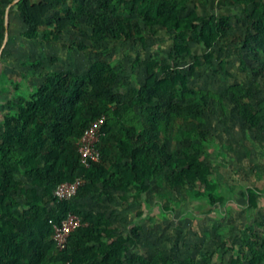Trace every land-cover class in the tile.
<instances>
[{
  "label": "trees",
  "instance_id": "16d2710c",
  "mask_svg": "<svg viewBox=\"0 0 264 264\" xmlns=\"http://www.w3.org/2000/svg\"><path fill=\"white\" fill-rule=\"evenodd\" d=\"M11 1L0 0V46ZM209 1L98 0L93 8L84 0H17L12 9L22 40L57 42L66 29L79 30L80 24L93 41L108 37L145 45L149 36L170 33L171 55L189 53L190 42L201 46L191 70L200 58L211 66L217 40L232 30L229 14L198 12ZM221 1L243 9L244 34L235 36L242 42L240 53L247 58L264 55V0ZM68 47L85 54L89 49L80 41ZM31 63V75L41 77L33 89L22 87L25 78L4 75L16 92L0 101V264H211L210 255L175 259L161 248L135 250L142 242L140 226L121 234L104 209L111 203L142 202L153 182L203 203L201 214L222 204L225 196L205 159L206 150L216 145L206 126L211 103L220 97L190 86L179 70L158 76L153 57L131 61L145 77L127 89L111 60L90 61L81 73L66 67L43 74L40 60ZM251 70L264 86V65H251ZM228 94L239 118L264 134V110L254 106L252 87L233 84ZM100 115L99 159L83 167L74 141ZM76 176L82 180L76 194L56 199L55 186ZM244 195L255 209L264 194L248 186ZM67 213L76 214L80 224L69 233L65 247L57 249L53 224ZM247 247L239 240L228 264H264V244Z\"/></svg>",
  "mask_w": 264,
  "mask_h": 264
},
{
  "label": "rangeland",
  "instance_id": "374dc122",
  "mask_svg": "<svg viewBox=\"0 0 264 264\" xmlns=\"http://www.w3.org/2000/svg\"><path fill=\"white\" fill-rule=\"evenodd\" d=\"M84 1L93 8L98 6V0ZM12 5L8 14V37L0 55V74L6 66V74L19 81L25 78L23 88L33 89L40 82V76L30 73L33 60L41 61L38 70L44 74L66 67L81 73L90 61L107 59L113 62L118 75L125 80L124 89L138 86L145 73L142 68L131 66L137 56L155 58L158 76L179 70L187 75L190 86L210 90L220 97V102L211 103L206 126L216 145L206 150L205 159L216 177L217 187L225 196L224 202L215 204L211 213L201 214L199 209L204 207L203 203L186 193L153 182L151 189L143 194L142 202L109 204L104 212L114 221L119 233L125 234L133 225L140 226L142 242L135 250L144 253L161 248L175 259L210 255L211 264H228L227 258L236 253L239 240L243 239L248 247L264 244V195L257 198L258 207L255 209L248 205L244 195L248 186L261 188L264 194V134L251 129L239 118L228 94V88L233 84L249 85L254 91V106L264 110V86L251 70V65H264V55L247 58L240 53L241 40L235 38L243 36L245 30L241 7L221 0L198 7L203 16L229 14L232 30L217 40L211 66L200 58L199 65L190 70L194 56L201 53V46L190 42L189 53L171 55L170 33L158 32L149 36L145 45L139 41H115L108 37L93 41L89 30L80 24L79 30L66 29L57 42L22 40L18 35L21 25ZM71 41L87 44V53L69 49ZM3 55L9 60L6 64ZM51 57L55 58L53 62H50ZM2 87L5 89L0 90V101L5 102L16 91L4 75H0ZM163 206L169 208L164 210ZM227 245H232V250L223 251Z\"/></svg>",
  "mask_w": 264,
  "mask_h": 264
},
{
  "label": "built area",
  "instance_id": "2783aa9c",
  "mask_svg": "<svg viewBox=\"0 0 264 264\" xmlns=\"http://www.w3.org/2000/svg\"><path fill=\"white\" fill-rule=\"evenodd\" d=\"M103 123L104 115H100L74 141L79 155V161L83 167H88L99 159V151L96 144L103 134L101 130ZM81 184L82 180L79 176L69 181H62L53 189V195L59 200L69 199L76 194ZM79 224L80 219L74 213H67L59 223L53 224L52 239L57 249H63L65 247L69 233Z\"/></svg>",
  "mask_w": 264,
  "mask_h": 264
},
{
  "label": "water",
  "instance_id": "95a60500",
  "mask_svg": "<svg viewBox=\"0 0 264 264\" xmlns=\"http://www.w3.org/2000/svg\"><path fill=\"white\" fill-rule=\"evenodd\" d=\"M17 0H12L5 8V14H4V25H5V31H4V37H3V40H2V43H1V46H0V55H1V52H2V49L3 47L5 46L6 44V41H7V37H8V34H7V26H8V14H9V7L10 5L14 4Z\"/></svg>",
  "mask_w": 264,
  "mask_h": 264
},
{
  "label": "crops",
  "instance_id": "0c3cea01",
  "mask_svg": "<svg viewBox=\"0 0 264 264\" xmlns=\"http://www.w3.org/2000/svg\"><path fill=\"white\" fill-rule=\"evenodd\" d=\"M214 0H210L209 2H208V4H210L211 2H213ZM19 23V22H18ZM19 28V27H18ZM18 30V29H17ZM2 60H3V62H4V64H6V63H8L9 62V60L7 59H5V55H3L2 56ZM23 62V61H22ZM5 66V65H4ZM28 66V65H27ZM29 67V66H28ZM3 68H5V69H3V70H1V74L0 75H5L6 74V72H7V67L5 66V67H3ZM3 84V83H2ZM5 88L4 87H2V89L0 88V90H4ZM2 109L3 108H1L0 107V112H1V116H0V119L2 118Z\"/></svg>",
  "mask_w": 264,
  "mask_h": 264
}]
</instances>
